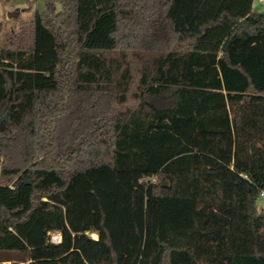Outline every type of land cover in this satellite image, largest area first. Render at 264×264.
I'll return each mask as SVG.
<instances>
[{"label":"trees","instance_id":"1","mask_svg":"<svg viewBox=\"0 0 264 264\" xmlns=\"http://www.w3.org/2000/svg\"><path fill=\"white\" fill-rule=\"evenodd\" d=\"M47 5L0 46V264H264L254 0Z\"/></svg>","mask_w":264,"mask_h":264},{"label":"rangeland","instance_id":"2","mask_svg":"<svg viewBox=\"0 0 264 264\" xmlns=\"http://www.w3.org/2000/svg\"><path fill=\"white\" fill-rule=\"evenodd\" d=\"M47 7V0H0V22L4 27L0 34V46L4 45L8 34L18 32L23 24L34 21L36 14L44 13ZM60 9V5L55 6L56 11ZM253 9L256 12H264V6L259 4L258 0H254ZM258 207L264 208V200L258 201ZM55 235L53 234V237Z\"/></svg>","mask_w":264,"mask_h":264},{"label":"built area","instance_id":"3","mask_svg":"<svg viewBox=\"0 0 264 264\" xmlns=\"http://www.w3.org/2000/svg\"><path fill=\"white\" fill-rule=\"evenodd\" d=\"M258 2H259V4H261V5L264 6V0H258ZM146 181H147V179H146ZM260 198H261V200H264V192L261 193ZM52 237H53V235H52ZM52 237H51V241H52L53 243H60V242H61V237H60L59 234H56V235L53 237V239H52ZM92 238H93V239H97V236H96V235H92Z\"/></svg>","mask_w":264,"mask_h":264},{"label":"crops","instance_id":"4","mask_svg":"<svg viewBox=\"0 0 264 264\" xmlns=\"http://www.w3.org/2000/svg\"><path fill=\"white\" fill-rule=\"evenodd\" d=\"M259 208V207H258ZM259 210H264V208H259Z\"/></svg>","mask_w":264,"mask_h":264},{"label":"water","instance_id":"5","mask_svg":"<svg viewBox=\"0 0 264 264\" xmlns=\"http://www.w3.org/2000/svg\"><path fill=\"white\" fill-rule=\"evenodd\" d=\"M15 15V14H14ZM11 15H9V17H10Z\"/></svg>","mask_w":264,"mask_h":264}]
</instances>
